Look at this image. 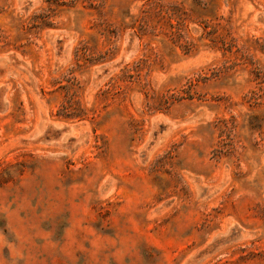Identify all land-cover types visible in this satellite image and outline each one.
Returning <instances> with one entry per match:
<instances>
[{
	"label": "rangeland",
	"instance_id": "1",
	"mask_svg": "<svg viewBox=\"0 0 264 264\" xmlns=\"http://www.w3.org/2000/svg\"><path fill=\"white\" fill-rule=\"evenodd\" d=\"M0 264H264V0H0Z\"/></svg>",
	"mask_w": 264,
	"mask_h": 264
}]
</instances>
